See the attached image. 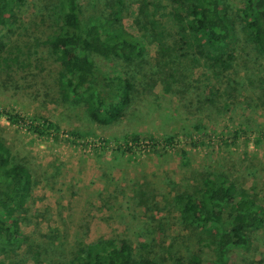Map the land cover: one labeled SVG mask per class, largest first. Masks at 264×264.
Returning <instances> with one entry per match:
<instances>
[{
    "label": "rangeland",
    "instance_id": "374dc122",
    "mask_svg": "<svg viewBox=\"0 0 264 264\" xmlns=\"http://www.w3.org/2000/svg\"><path fill=\"white\" fill-rule=\"evenodd\" d=\"M12 1L15 22L4 58L17 60L8 70L0 64V140L30 169L36 185L15 213L20 248L12 254L0 245V264H66L77 248L97 239L125 240L136 257L161 264H178V257L189 264L195 240L180 229L178 212L182 195L199 188L205 175H226L237 194L252 195L264 209V59L254 58L246 44L235 43L228 68L212 70L198 57H185L170 19L174 4L123 0L107 31L131 35L142 43L143 55L130 67L95 58L101 73L129 70L136 88L123 117L101 126L87 118L81 102L60 94L59 67L39 46L56 17L55 2ZM77 1L86 20L97 11L107 17L112 0ZM238 4L223 0L232 18ZM161 42L173 44L176 82L156 64L164 59ZM165 81L173 82L168 92ZM216 86L220 91L207 104ZM10 116L22 121L13 123ZM31 125L43 126L44 133H33ZM128 143L135 145L128 149ZM249 238L250 246L235 253L238 261L264 264V221Z\"/></svg>",
    "mask_w": 264,
    "mask_h": 264
},
{
    "label": "trees",
    "instance_id": "16d2710c",
    "mask_svg": "<svg viewBox=\"0 0 264 264\" xmlns=\"http://www.w3.org/2000/svg\"><path fill=\"white\" fill-rule=\"evenodd\" d=\"M22 3L24 0H16ZM52 14L56 17L50 31L39 44L58 65L56 84L62 96L81 102L87 118L97 125L111 126L118 122L131 105L136 88L129 70L113 75L101 73L95 58L113 59L132 66L143 55V45L127 33L107 31L119 18L123 0H112L109 14L102 11L82 20L77 0H53ZM176 9L170 19L175 21L181 45L187 51L185 57L202 59L204 66L212 70L228 68L234 60L235 43L246 44L256 59H264V0H239L234 18L223 7V0H168ZM94 4L96 0H91ZM12 0H0V64L10 69L16 57L9 59L4 42L15 22L11 14ZM154 27V23H150ZM173 45V44H172ZM171 47L159 43L162 61L156 64L167 70V78L176 82L177 69L171 64L176 60ZM167 53L166 55H163ZM8 54V53H7ZM6 54V55H7ZM183 71V69H182ZM183 77L182 74L179 75ZM215 79L217 75L214 74ZM172 81L163 82L164 92L172 87ZM219 84L218 81L215 82ZM253 83V81H252ZM260 83V80H257ZM219 86L212 87L207 104L218 95ZM11 122L22 121L17 116L8 117ZM46 128L52 127L42 120ZM41 125L29 129L44 133ZM137 141V138H132ZM172 139H166L171 143ZM135 145V144H134ZM130 147H128L129 149ZM127 149V150H128ZM36 185L30 169L18 162L10 149L0 140V245L9 247V253L19 250L22 231L15 213L30 198ZM178 212L179 226L195 240L194 250L188 257L189 264H244L235 253L250 246L249 232L258 230L264 221V209L250 194L235 192V185L223 174L203 176L200 187L185 192ZM183 264L184 259H177ZM8 264H26L11 262ZM66 264H161L147 257H136L125 240L115 242L97 239L77 248Z\"/></svg>",
    "mask_w": 264,
    "mask_h": 264
},
{
    "label": "built area",
    "instance_id": "2783aa9c",
    "mask_svg": "<svg viewBox=\"0 0 264 264\" xmlns=\"http://www.w3.org/2000/svg\"><path fill=\"white\" fill-rule=\"evenodd\" d=\"M127 147H130V148H132V147H134V145H133V144H131V143H128Z\"/></svg>",
    "mask_w": 264,
    "mask_h": 264
}]
</instances>
